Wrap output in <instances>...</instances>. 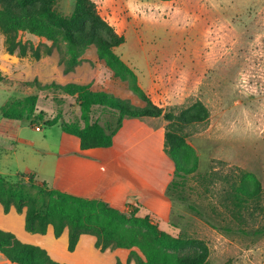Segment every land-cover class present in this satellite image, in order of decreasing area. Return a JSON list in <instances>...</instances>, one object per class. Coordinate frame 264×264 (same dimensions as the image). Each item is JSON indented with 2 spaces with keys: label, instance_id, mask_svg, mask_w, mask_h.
I'll use <instances>...</instances> for the list:
<instances>
[{
  "label": "rangeland",
  "instance_id": "obj_1",
  "mask_svg": "<svg viewBox=\"0 0 264 264\" xmlns=\"http://www.w3.org/2000/svg\"><path fill=\"white\" fill-rule=\"evenodd\" d=\"M74 1L60 0L57 10L69 15ZM93 1L100 16L124 37L114 52L135 72L139 87L156 106L177 112L200 102L208 111L205 122L185 129L186 142L198 157L197 172L184 180L176 178L179 185L169 192V218L151 220L170 236L203 241L208 248L207 264H264V192L261 209L249 208L237 217L229 214L224 201L240 170L258 179L264 191V0ZM19 37L35 46L44 42L25 34ZM84 57L85 63L63 75L56 51L38 61L8 55L0 34V68L7 79L90 83L95 91L141 105L128 82L115 78L96 60L93 47ZM33 94L38 96L34 114H43L40 122L85 125L74 99L57 92L0 85V108ZM156 119L166 126L161 117ZM94 122L101 126L116 123L98 108L90 114L89 124ZM59 127L29 125L22 120L15 129L14 144L0 143V172L10 184L27 183V177L20 178L27 171L51 175L54 157L46 152L58 147ZM88 240L92 237L82 236L77 250ZM47 243L42 242L51 249L49 256L129 253L95 248L89 254H68L60 244Z\"/></svg>",
  "mask_w": 264,
  "mask_h": 264
},
{
  "label": "trees",
  "instance_id": "obj_2",
  "mask_svg": "<svg viewBox=\"0 0 264 264\" xmlns=\"http://www.w3.org/2000/svg\"><path fill=\"white\" fill-rule=\"evenodd\" d=\"M60 0H0V34L3 46L9 55L28 57L35 61L58 54V65L63 75L73 73L86 62L87 49H95L96 60L103 63L115 78L127 81L130 90L141 105H131L127 100L104 91H95L91 84L68 82L42 84L36 78L28 82L7 79L0 71V85L11 88L19 85L37 92H57L74 99L85 123L42 120L43 114H34L38 101L36 94L8 101L0 108V136L13 139L14 124L26 120L29 125L45 127L60 125L61 130L79 139L80 150L108 148L125 119L162 118L164 127L163 152L173 163V174L165 196L170 202L169 192L179 185L176 178L195 174L198 157L186 142L185 129L205 122L208 111L197 102L188 108L164 110L156 106L139 87L135 72L124 63L114 50L124 43L119 35L99 14L93 0H75L72 12L63 15L57 10ZM171 1V0H159ZM25 34L43 40L36 46L19 37ZM93 108L102 109L116 123L105 126L97 122L89 124ZM27 183L18 180L10 184L0 176V208L4 214L14 210L23 215L24 230L33 235L44 236L48 227L53 236L59 238L67 232V251L72 253L82 235L95 238L94 247L100 251L123 249L128 251V263L134 264H207L208 248L198 239L185 236L173 237L161 231L148 215H137L136 211L126 215L105 202L75 197L50 188L36 179L34 174H22ZM40 182V184L36 183ZM28 189H35L34 193ZM263 188L252 174L239 171L224 198L226 209L232 217L252 208L261 209ZM2 226L16 228L14 223ZM0 254L11 264H61L52 260L39 245L25 243L12 232L0 228Z\"/></svg>",
  "mask_w": 264,
  "mask_h": 264
},
{
  "label": "crops",
  "instance_id": "obj_3",
  "mask_svg": "<svg viewBox=\"0 0 264 264\" xmlns=\"http://www.w3.org/2000/svg\"><path fill=\"white\" fill-rule=\"evenodd\" d=\"M0 71L2 72L1 68ZM138 82L141 84L139 78ZM17 126L18 124H14L15 129ZM15 129L13 139L0 136V143H10L12 146L16 141ZM61 132L58 147L46 152L47 155L54 157L51 161L53 168L51 175H44L41 171L26 173L34 174L37 180L45 182L52 189L75 197L105 202L126 215L136 211L137 215L144 213L141 216L148 215L157 222L169 218L171 205L165 192L174 168L171 160L163 152L164 125L156 118L125 119L113 137L112 146L108 148L82 151L78 138L62 130ZM158 172L162 175L158 176ZM0 176L9 181L4 173L0 172ZM4 222L10 224L15 222L16 228H13V225L11 228L2 226L1 223ZM0 228L14 232L25 243L39 245L47 253H51V249L42 242L60 244L64 250L67 249L66 231L59 238L53 236L51 227H48L44 236L27 233L24 230L23 215L17 214L14 210L4 214L0 208ZM94 242L95 238L92 237V240L84 243L79 250L76 246L72 253L79 251H86L84 254L92 253L95 249ZM49 257L61 264H134L133 261L128 263L129 256ZM0 264L11 263L0 254Z\"/></svg>",
  "mask_w": 264,
  "mask_h": 264
},
{
  "label": "built area",
  "instance_id": "obj_4",
  "mask_svg": "<svg viewBox=\"0 0 264 264\" xmlns=\"http://www.w3.org/2000/svg\"><path fill=\"white\" fill-rule=\"evenodd\" d=\"M35 130H36V131H39V130H40V127H39V126H36V127H35Z\"/></svg>",
  "mask_w": 264,
  "mask_h": 264
}]
</instances>
